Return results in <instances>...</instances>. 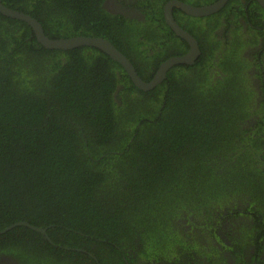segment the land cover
<instances>
[{
	"label": "trees",
	"instance_id": "1",
	"mask_svg": "<svg viewBox=\"0 0 264 264\" xmlns=\"http://www.w3.org/2000/svg\"><path fill=\"white\" fill-rule=\"evenodd\" d=\"M107 1L2 0L50 38L109 39L146 81L189 50L164 20L169 0H116L144 21ZM182 13L175 8L176 18ZM200 43L195 64L174 66L144 91L103 51L46 48L28 23L0 13V231L28 222L51 239L18 225L0 234V254L25 264H126L125 251L141 246L144 257L168 259L170 246L185 241L171 223L188 206L215 205L254 180L255 160L238 142L264 143V115L255 135L242 129L253 87L232 69L212 73V53Z\"/></svg>",
	"mask_w": 264,
	"mask_h": 264
},
{
	"label": "flooded vegetation",
	"instance_id": "2",
	"mask_svg": "<svg viewBox=\"0 0 264 264\" xmlns=\"http://www.w3.org/2000/svg\"><path fill=\"white\" fill-rule=\"evenodd\" d=\"M132 1L134 0L127 2L132 3ZM180 1L201 7L211 5L218 0H192L197 2L196 4L187 0ZM106 6L129 18L145 20L142 11L132 5L125 6L116 0H108ZM224 8L202 17L184 12L179 14L180 19L175 18L180 25V22H183L194 28L193 31L212 53L210 63L213 62V67L209 66L212 73L218 71L225 76L227 75L225 69H232L234 73L247 76L248 84L254 90V100L251 103L253 114L242 123V129L247 131V135L249 133L255 135L254 131L258 129L256 124L264 115V8L258 0H237L228 12ZM195 18L200 20L197 21ZM164 35L165 33H161L159 37L164 39ZM194 36L200 45L198 36ZM172 44L170 42V46ZM221 59L227 62L222 67ZM238 142L240 147H244L243 150L249 146L252 159L255 160L251 168L254 176L252 179L262 187L252 183L253 180L242 188H237L230 194L231 197H219L215 205L203 204L201 210L188 206L187 209L190 211H185L181 218L171 223L172 230L178 228L186 242L179 243V249L178 245L170 246V252L167 249L171 255L170 260H168L170 255L168 259L165 256L161 259L144 257L140 253L141 246L134 244L139 249L130 247V250L125 251L126 264H264V233L261 234L260 231V222L264 225V185H262L264 176L254 171V167H261L264 170V143L261 145V150H255L248 144L247 139H239ZM250 160L251 158L247 162ZM194 242L197 243L199 253H195L196 247H192ZM172 249H176V254ZM93 257L98 262L97 257L94 255ZM0 264L25 263L13 255L0 254Z\"/></svg>",
	"mask_w": 264,
	"mask_h": 264
},
{
	"label": "water",
	"instance_id": "3",
	"mask_svg": "<svg viewBox=\"0 0 264 264\" xmlns=\"http://www.w3.org/2000/svg\"><path fill=\"white\" fill-rule=\"evenodd\" d=\"M229 0H218L215 3L207 6L196 7L189 3L180 0H169L164 5V18L169 27L175 32V34L181 37L189 44V50L182 55H176L168 58L162 62L150 81L143 79L131 59L123 53L119 48H117L109 39L101 36H72L68 38H50L47 36L43 25L32 15L23 13L21 11L12 9L6 6L2 0H0V13L5 16L16 18L28 23L34 30L38 41L46 48L49 49H62L70 50L83 46L97 48L108 56H110L114 61L118 62L124 70L127 72L132 82L141 90L149 91L157 87L167 78L168 72L177 65L186 64L193 65L200 58L202 50L200 45L195 38L188 30L183 28L175 18V8L181 9L183 12L188 15L202 17L210 15L212 13L220 11L228 3ZM260 5L264 8V0H258ZM18 225H27L28 227L37 230L38 232L43 233L49 238L47 234V229L34 226L28 222H19L15 223L1 233L7 232L8 230L18 226ZM49 240H51L49 238Z\"/></svg>",
	"mask_w": 264,
	"mask_h": 264
}]
</instances>
